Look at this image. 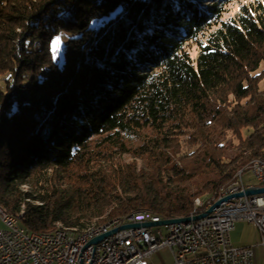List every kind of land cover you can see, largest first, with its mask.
<instances>
[{
  "label": "trees",
  "instance_id": "trees-1",
  "mask_svg": "<svg viewBox=\"0 0 264 264\" xmlns=\"http://www.w3.org/2000/svg\"><path fill=\"white\" fill-rule=\"evenodd\" d=\"M234 1L0 0V206L82 232L187 216L248 170L264 0Z\"/></svg>",
  "mask_w": 264,
  "mask_h": 264
},
{
  "label": "built area",
  "instance_id": "built-area-1",
  "mask_svg": "<svg viewBox=\"0 0 264 264\" xmlns=\"http://www.w3.org/2000/svg\"><path fill=\"white\" fill-rule=\"evenodd\" d=\"M258 169H264V161ZM254 178L255 185L264 186V177ZM255 185L238 184L217 200ZM194 216L187 222L119 230L85 248L95 237L122 225L160 220L141 214L117 220L111 229L95 231L86 239H65L18 230L12 215L0 213V264H136L163 247L172 250L173 264H255L254 247L233 246L230 233L235 221L244 220L257 228L264 249V194L229 199L202 219L193 220Z\"/></svg>",
  "mask_w": 264,
  "mask_h": 264
},
{
  "label": "bare ground",
  "instance_id": "bare-ground-1",
  "mask_svg": "<svg viewBox=\"0 0 264 264\" xmlns=\"http://www.w3.org/2000/svg\"><path fill=\"white\" fill-rule=\"evenodd\" d=\"M263 161H264V155H262V156L251 161L248 170L251 171L253 176L255 174L256 177H264V169H258L259 166L263 163ZM243 173L244 172L239 171L236 174V180L232 184H230L229 186L221 189L220 192L216 196H214L213 198H211V199L195 198L193 201V206H192L190 213L187 216H181V217L194 216L196 213L205 212L207 210V207L211 206L218 199V197L220 195L229 194L232 192L234 187H236V185L244 183L243 182ZM255 186H257V185H255ZM0 213H3L4 215H10L1 206H0ZM141 214L143 216H152V218L158 219L160 221L165 220V219H171V218H162L161 216L153 214L149 211H139V212H135V213H133V214H131L125 218L114 219V220H112V221H110L104 225L88 227L87 229H85L82 232H79V230H77V228H75V227L74 228H68V227L58 226V228H56L54 231L46 232V233L35 232V234H37V237H52V236L56 235L58 237H63L65 239H86L87 235L94 233L95 231H98L101 229H111L117 220H125L127 218H131V217L138 216ZM21 215H22L21 213L15 215V216L12 215V217H14V219H15V226H16V228H18V230L29 231L22 224ZM176 218H179V217H176Z\"/></svg>",
  "mask_w": 264,
  "mask_h": 264
},
{
  "label": "rangeland",
  "instance_id": "rangeland-1",
  "mask_svg": "<svg viewBox=\"0 0 264 264\" xmlns=\"http://www.w3.org/2000/svg\"><path fill=\"white\" fill-rule=\"evenodd\" d=\"M252 1H254V0H235L233 2V4L228 6V11H227V13L224 16V19H227V18L233 16L237 12V10L240 7V5L246 4V3H249V2H252ZM61 41H63V39H61ZM61 43L62 42L59 41L58 43L56 42L54 45H55V47H57V49L60 50L62 48V44ZM260 88L264 89V81L261 82ZM243 182H244L245 185H255L257 183L250 170H246L243 173ZM24 189L27 190L28 187L25 186ZM238 221L242 223L240 225V228L244 232H246V231L255 232L254 227L249 225L246 221H244V220H238ZM1 225L2 224L0 222V226ZM238 229H239V227H238ZM161 230L164 232V235L167 234L165 226H162ZM231 237L233 239V232L231 234ZM173 263H174V257H173L172 250L169 247H163V248L153 252L149 257H146V258L140 260L136 264H173Z\"/></svg>",
  "mask_w": 264,
  "mask_h": 264
},
{
  "label": "water",
  "instance_id": "water-1",
  "mask_svg": "<svg viewBox=\"0 0 264 264\" xmlns=\"http://www.w3.org/2000/svg\"><path fill=\"white\" fill-rule=\"evenodd\" d=\"M260 194H264V186H250L243 191H240V192L235 193V194L227 195V196L217 200L205 212L200 213V214L192 217V219L193 220H199V219L206 217L208 214H210L212 211H214L217 207H219L220 204H222L223 202H225L229 199L241 197L243 195L251 196V195H260ZM189 220H190V217H179V218H171V219L161 220L157 223L145 222V223L125 224V225H122L121 227H118L116 229H112V230H110V231H108V232H106V233H104L98 237H95L85 246V248H87L90 244L98 243L103 238L110 236L111 234H114L119 230L130 229V228H139V227H151V226H156V225H167V224L178 223V222H187Z\"/></svg>",
  "mask_w": 264,
  "mask_h": 264
},
{
  "label": "crops",
  "instance_id": "crops-1",
  "mask_svg": "<svg viewBox=\"0 0 264 264\" xmlns=\"http://www.w3.org/2000/svg\"><path fill=\"white\" fill-rule=\"evenodd\" d=\"M242 223L238 220L234 223V228L230 233V236L233 232V239L231 237V242L233 246L235 247H248L253 246L254 247V254H255V264H264V249L262 246L259 245V234L257 232V229L254 225L249 224L254 227L255 232L246 231L244 232L240 225ZM2 227V225L0 226ZM239 227V229H238Z\"/></svg>",
  "mask_w": 264,
  "mask_h": 264
}]
</instances>
